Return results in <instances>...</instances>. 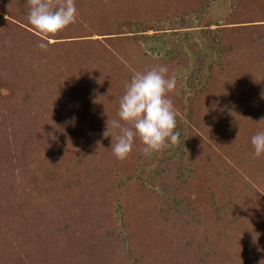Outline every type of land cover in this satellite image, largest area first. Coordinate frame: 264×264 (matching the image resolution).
Masks as SVG:
<instances>
[{
    "label": "rangeland",
    "instance_id": "rangeland-1",
    "mask_svg": "<svg viewBox=\"0 0 264 264\" xmlns=\"http://www.w3.org/2000/svg\"><path fill=\"white\" fill-rule=\"evenodd\" d=\"M76 5L79 18H94L86 28L112 35L82 29L77 39L75 22L44 37L18 24L30 0H0V264H264V156L255 158L250 143L264 131V0ZM216 29L230 30L224 44L246 63L254 102H227L225 89L239 79L224 67L190 85L194 68L207 66L201 56L211 63L206 39ZM157 64L177 75L170 98L180 142L146 154L137 140L117 160L107 119L117 118L132 75ZM208 75L225 90L221 100L199 96ZM241 163L240 184L222 198L210 175ZM171 206L172 230L160 222Z\"/></svg>",
    "mask_w": 264,
    "mask_h": 264
},
{
    "label": "clouds",
    "instance_id": "clouds-1",
    "mask_svg": "<svg viewBox=\"0 0 264 264\" xmlns=\"http://www.w3.org/2000/svg\"><path fill=\"white\" fill-rule=\"evenodd\" d=\"M77 14L76 0H30L27 18L36 32L48 37L74 24ZM37 46L47 49L45 41H40ZM176 86V73L169 75L168 67L163 64L132 75L120 97L117 118L107 119L104 133L111 137L110 149L117 160L126 159L137 140L146 154L179 144L181 133L176 130L177 112L170 98ZM250 143L255 158L264 156V131L253 135Z\"/></svg>",
    "mask_w": 264,
    "mask_h": 264
},
{
    "label": "trees",
    "instance_id": "trees-1",
    "mask_svg": "<svg viewBox=\"0 0 264 264\" xmlns=\"http://www.w3.org/2000/svg\"><path fill=\"white\" fill-rule=\"evenodd\" d=\"M111 8V7H110ZM109 12V11H108ZM77 23L78 22H81V24L78 23V25L76 26L75 31H77L78 33H80V30L82 29H85V30H95V32H103V34L101 35H112V34H107L105 33L104 31H99L100 28H96L92 25L88 26L86 28V26H84L85 22H88L89 20L94 21V18L93 20L91 19V17L88 19V15L85 17L84 20H82L81 18H79L77 16V19H76ZM125 20V18H121V19H117L118 22H123ZM3 21V20H1ZM126 21H128V19H126ZM135 21H138V20H135ZM23 22V23H22ZM84 23V24H83ZM18 24L20 25H23L24 27H29L31 28L30 26H28L29 22H28V18L25 19L24 21H20ZM17 28H19L21 31H17V32H23L24 35H28V32H26L25 30H23L20 26H17ZM104 28V27H103ZM32 29V28H31ZM234 28H230V30L232 31H236V30H233ZM33 31H35L34 29H32ZM85 30H83L84 32H86ZM157 31L156 30V27H151L150 25H145L144 27V32H149V31ZM159 30V29H158ZM217 32H215V35L212 39L210 38H207V36H203V39H206V40H209L208 42H206V45L207 47L212 51L214 52L213 56H212V60H211V63H209L207 60H205V54L203 56H201V60L200 62H202V65H207L206 68L205 67H198V68H194L193 70V76L190 78V85L192 86L193 85V81L198 77H202L204 75V72L206 70H208L209 72H212L213 74H215V70L216 72L219 73L220 70H223V67H224V70L227 72V76H235V77H238V81H237V85L236 86H233L230 88V86H228L225 90H227V92H230V100L228 99L227 102L230 101V103L234 104L235 102H240V103H243V105H245L246 103L248 102H254L255 100L254 99V96H253V92H251V87L252 86H248L250 85L248 82L247 84H244L243 81L245 78H250L249 77V72H245V67H246V63L244 61H242L238 56L239 54H236L234 53L235 52V47H233L231 44L230 45H225L224 44V39H223V36L224 35H227L226 33L229 32L230 30H226V29H222V32L220 29H216ZM238 31V30H237ZM36 32V31H35ZM221 32V33H220ZM38 33V32H37ZM64 33V32H62ZM67 33V32H66ZM109 33V32H108ZM81 36H78L77 39H83L85 38L86 35H82V33H80ZM120 34V33H118ZM117 34V35H118ZM30 35V34H29ZM114 35V34H113ZM34 37V36H33ZM75 39L74 37H67L66 39ZM153 38V37H151ZM150 38V39H151ZM55 39V38H54ZM78 41H76L77 43ZM81 42H87V44H91V45H94L96 44L98 46V42H91V41H81ZM115 43V42H113ZM36 44V43H35ZM78 45V44H76ZM81 45H84L82 47H85L86 43H81ZM50 46V45H49ZM57 46V45H56ZM100 47V46H98ZM139 48V47H138ZM137 48V50H138ZM225 48V49H224ZM252 49L248 50V51H251ZM239 51V50H237ZM229 54H227V53ZM247 53V52H245ZM81 54H83V52L81 51L79 53V55L81 56ZM171 54V52H170ZM172 54L174 55L172 57V59H176L178 58V52H177V49H173L172 51ZM186 57V56H185ZM169 58V57H168ZM52 62H55V60L52 58L51 60ZM48 62L50 65L52 62ZM83 62V61H82ZM199 62V63H200ZM46 63V64H48ZM84 63V62H83ZM54 66V65H53ZM54 70H56V67L54 68ZM233 73H235V75H232ZM80 76H78V79L77 80H80ZM232 78V77H231ZM201 79V78H200ZM217 77L213 78L211 77L210 75L206 76V78L204 79L205 81H203V83L200 84V86L198 87V91L199 93H201L199 96H202V95H205L206 96V100H205V103L207 101V99L210 97V96H213V97H216L218 98L219 100H221L223 98V96L225 97V90H222L220 92H217L216 91V88L214 87L215 85V82H217ZM239 81H240V84H239ZM198 82V81H197ZM196 82V84H197ZM242 82V83H241ZM189 84V83H188ZM239 84V85H238ZM218 87H222L221 85H218ZM242 87H245L246 90ZM192 89H195V86L194 87H191ZM206 91V92H205ZM250 95H248L249 93ZM207 93H208V96H207ZM218 100V101H219ZM248 101V102H247ZM200 125V124H199ZM201 126V125H200ZM195 128L197 129H200L199 127H197V125H195ZM217 159V158H216ZM218 159L220 160V157H218ZM217 159V160H218ZM218 160V161H219ZM247 161V160H246ZM247 166L246 163H241L239 168L240 169L238 171V169H234L232 166H230V164L225 168V171L226 172H223L224 174L223 175H218V174H213L212 176L210 175V179L213 181V182H217V181H220L222 183L221 185V189L223 190L222 193H221V197H225V194L226 193H229L231 194L232 192V187H233V183H239L240 184V175H241V171L244 170V168ZM258 167V166H257ZM218 168V164L216 165H213V171L216 172L215 170H217ZM201 172V169L199 171V169L197 170V173H194V174H200ZM221 176V177H220ZM189 180V179H188ZM218 183V182H217ZM263 186H264V180H263ZM263 190V189H262ZM160 201H165V202H168V203H175L173 201V199H169V200H166V198H162L160 199ZM174 206H171L168 210H162V215H163V218L165 220H162L160 222L163 223V225H170L171 226V230L172 228L174 227L172 224H175L173 222V219L175 218V215H176V211L174 210L173 208ZM178 211V210H177ZM159 222V223H160ZM158 223V222H156ZM172 223V224H171ZM161 224V223H160ZM162 225V224H161ZM136 263H138L136 261ZM140 264V263H138Z\"/></svg>",
    "mask_w": 264,
    "mask_h": 264
}]
</instances>
